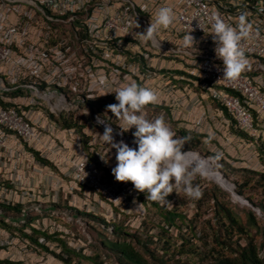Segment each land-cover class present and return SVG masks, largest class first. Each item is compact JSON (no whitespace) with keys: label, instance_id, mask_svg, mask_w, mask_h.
Wrapping results in <instances>:
<instances>
[{"label":"built area","instance_id":"obj_1","mask_svg":"<svg viewBox=\"0 0 264 264\" xmlns=\"http://www.w3.org/2000/svg\"><path fill=\"white\" fill-rule=\"evenodd\" d=\"M161 7L173 10L174 22L167 29L160 28L155 40H147L139 33L155 22ZM242 14L251 25L250 36L240 44L248 65L238 78H224L210 35L212 24L219 17L236 26ZM190 31L196 48L183 46ZM162 63L173 66L165 69ZM172 70L181 74L178 81L194 85L186 111L198 114L199 119L190 131L201 134L207 122L215 124L216 134V125L221 123V137L234 124L238 132L258 140L256 123L264 120V0H0V105L6 103L0 106V153L8 134L28 146L42 145L41 126L26 118L24 108H38L47 119L81 110L97 123L98 115L86 104L101 99L108 100L101 117L111 123L115 139L135 147L129 131L118 135L123 120L114 121L107 106L117 104L116 92L131 83L149 89L160 85L165 90L162 103L175 104L172 98L180 89ZM13 92H21L14 97L18 104L7 102ZM209 102L220 111H211ZM180 111L174 116L182 120ZM210 113H215L211 124L207 120ZM97 125L105 131L104 125ZM43 128L51 136L55 126L47 121ZM209 132H203L205 142ZM72 180L75 188L81 186L98 198L91 202L85 196L89 207L108 205L126 212L131 206L126 200L137 204L142 195L86 159L72 163ZM8 202L0 199V204L14 205ZM139 205L135 212L141 215L143 206ZM29 213L21 210L17 222L25 224Z\"/></svg>","mask_w":264,"mask_h":264},{"label":"rangeland","instance_id":"obj_2","mask_svg":"<svg viewBox=\"0 0 264 264\" xmlns=\"http://www.w3.org/2000/svg\"><path fill=\"white\" fill-rule=\"evenodd\" d=\"M164 60L167 62L171 59ZM162 66L166 69L172 68L173 65L162 63ZM147 74L152 76L151 71H148ZM171 76L177 78L181 74L178 75L175 70H172ZM184 77L186 78V76ZM178 80L177 78L175 81L177 87L180 83L183 86L187 83V81ZM174 103L166 107L167 116L162 118L166 117L168 119L165 123L174 133V138L180 142L182 150L198 153L203 161L211 158L209 164L212 172L219 173L223 180L225 179L231 185L235 194H237V191L242 192L244 198H252L256 206L264 202V185L257 183L255 178H252L248 173H240L241 169L251 172H264V158H261L257 145L254 143L255 140L244 137L242 133L235 129L234 124H231L226 131L227 140H224L218 132L222 130V125L218 122L215 134L217 139L215 141L200 142L199 139H196V136L192 137L191 132L186 128L176 129V125L180 124L181 120L177 119L174 113L176 110L186 109V106H183L179 99ZM208 107L211 111L216 109L217 112L221 109L217 104H210ZM172 108L175 110L170 114L168 110ZM172 116L177 121H173ZM144 117L150 121L160 118L156 112L148 113ZM183 124L187 125L186 122H183ZM134 131L133 128L129 133L133 135ZM186 133H188V137H186ZM218 139L221 141H218ZM260 139L261 137L258 141ZM185 143L187 145L195 144L197 147L194 148L193 145L186 146ZM189 154L191 153L186 155ZM190 165L196 167L194 164ZM101 169L105 170L104 168ZM214 181L203 172L195 177L193 184L199 187L201 191L199 198L189 197L182 188L174 187L173 193L167 197L170 204L153 202L146 198L145 193H142L139 197L137 204L127 199L126 202L131 206L124 210L128 214L127 216L120 214L121 217L115 220V223L122 224L127 233L147 234L155 242L152 248L167 250L168 258H172L175 249L182 246V241L178 239L184 238L186 248L191 246L200 248L201 242L199 240L209 244L208 248H210L214 235L223 232L225 227L230 226L227 220H224L220 225L215 222L216 207L213 199L216 197L221 204L232 211L234 217L241 224L244 233L240 237H236L238 243L242 246L251 242L256 247L258 256L264 262L263 215L257 214L258 208H251L245 201V203L234 201L231 194L220 183ZM128 184L133 186L131 182H128ZM139 204L143 206L141 215L135 212V206H140ZM117 209L120 208L114 210ZM162 210L164 212H174L176 216L183 214L184 218H176L174 225H169L163 218ZM52 211L54 210L47 207H40L38 211L35 210L34 212L30 211V216L25 219V224L11 220L13 214L8 211L5 212L7 217H4L3 224H0V264H93L86 258L93 257L98 251L95 247H98L95 243L97 234L95 229L87 224L89 221L81 220V218L74 217L61 210ZM249 211L254 213V222L248 221L247 214ZM138 217L140 219L135 220ZM29 224L33 228H30ZM130 224L132 227H129ZM31 230L36 232L32 234ZM108 238H111V236L108 235ZM65 249L70 253H65ZM193 250L189 249L188 253L196 252ZM194 254L189 253L187 256L192 258L191 256ZM192 259L195 260V258ZM104 262L115 264L109 258L104 259Z\"/></svg>","mask_w":264,"mask_h":264},{"label":"crops","instance_id":"obj_3","mask_svg":"<svg viewBox=\"0 0 264 264\" xmlns=\"http://www.w3.org/2000/svg\"><path fill=\"white\" fill-rule=\"evenodd\" d=\"M175 68L177 67L175 66ZM178 87L180 91H177L176 96L172 99L178 100L180 98L182 105L187 106V99L191 97L194 85L188 82L185 86L180 83ZM151 90L157 94L158 99L155 103L145 106V114L156 112L160 118L167 116V106L162 103L161 98L164 89L162 86L157 85L152 86ZM18 94H21V92L8 94L7 102L18 104L19 100L14 98ZM96 103L98 102L96 101ZM105 103L107 105L108 100ZM209 104L214 105L213 102H209ZM1 105L5 106L6 103ZM91 108L100 117L104 114L102 106ZM174 110L172 108L168 111L171 114ZM24 111L29 121L35 124L39 123L41 126L39 131L42 145L28 146L20 141H15L10 134L7 135V142L0 153V199L12 202L14 204L12 206H19L18 211L20 212L23 209L34 212L35 209L38 211L40 207H47L54 210L52 212H56L57 210L53 207L58 206L72 207L78 209V211L92 213L113 221L119 219L121 217L120 214L127 216L128 213L122 212L121 209L114 210L116 208H111L108 205H105V208L89 207L86 205L88 202H85L84 197L86 196L91 202H95L98 198L91 192L86 193L81 186L75 188L72 180V163L80 160L86 159L108 171H112V168L116 166L115 149L108 153L109 162L107 164L102 159L107 151V146L101 137L104 129L80 110L69 116H60L65 117L64 120L60 117H54L52 120H50L51 118L47 119L43 111L38 108L26 107ZM180 114L182 115V122L176 125L177 130L180 127L182 129L186 127V129L190 130L194 122L199 119L198 114L191 115L186 109H182ZM214 114L210 113L207 120H211ZM215 116H218L219 119L221 117L224 118L223 114H216ZM174 119L172 118L173 121H177V119ZM116 120L122 121V118L116 117L114 121ZM163 120L166 122L168 119L165 117ZM47 121L55 126L51 136H48L43 128ZM183 122H186L187 125H184ZM256 126L261 135L260 142L264 145V120H259ZM214 127V123L210 126L206 122L202 129L200 128L199 130L201 134L191 132V135L192 137L196 136V139H199L200 142H205L203 132L211 131L205 134L207 141H215L217 138L212 135L213 132L215 134ZM228 128H225L222 133L224 140H227L226 131ZM128 135L134 137L131 133H128ZM218 141L221 140L218 139ZM71 191L74 195L69 194ZM135 220L139 219L136 218ZM129 227H132V225L130 224Z\"/></svg>","mask_w":264,"mask_h":264},{"label":"clouds","instance_id":"obj_4","mask_svg":"<svg viewBox=\"0 0 264 264\" xmlns=\"http://www.w3.org/2000/svg\"><path fill=\"white\" fill-rule=\"evenodd\" d=\"M173 22V10L161 7L155 15V22H151L146 31L139 34L147 40H155L157 31L160 28L167 29ZM250 29L251 25L246 22L243 14L236 26L226 24L219 17L212 24L210 35L216 45L215 57L223 65L224 78H238L247 68L248 60L240 44L250 36ZM191 32L183 38L185 48H196L197 41ZM115 98L118 103L108 105L107 109L123 120V124L119 125L122 131L118 135L122 136L124 132L134 128L136 145L132 147L123 139L117 141L111 123L104 117H97V123L105 127L101 137L107 146L102 158L106 164L109 162L108 153L115 149L116 166L112 168L115 179L119 182H131L135 190L146 194L147 199L161 204H170L167 197L173 193L174 187L182 188L189 197L199 198L201 191L194 186L193 180L201 174L200 169L188 163L180 142L174 138V133L163 118L150 121L143 115L145 106L156 102L157 94L149 88L131 83L119 88ZM29 226L32 227L31 224Z\"/></svg>","mask_w":264,"mask_h":264},{"label":"trees","instance_id":"obj_5","mask_svg":"<svg viewBox=\"0 0 264 264\" xmlns=\"http://www.w3.org/2000/svg\"><path fill=\"white\" fill-rule=\"evenodd\" d=\"M96 101L98 103H96ZM96 101H89L86 105L89 107H104L106 105V100ZM0 106L3 107L2 105ZM60 118L64 120L65 117ZM51 119L53 118L51 117ZM188 136V133H186V137ZM244 137L249 139L248 136L244 135ZM254 142L257 145L261 158H264V145L258 140ZM185 145H193L194 148L197 147L195 144L187 145L185 143ZM240 173H248L252 178H255L257 183L264 185V172H251L241 169ZM236 195L240 196L241 199L243 198L251 208H258L257 214L263 215L264 217V202L256 206L252 198H244L242 192L237 191ZM213 200L215 201L216 207L215 222L220 225L224 220H227L230 226H228V228L225 227L223 232L214 235L210 248H208L209 244L203 243L202 240H199L201 242L200 248L195 246L186 248V241L184 238L178 239L182 241V246L181 248L175 249L172 258H168L167 250L152 248L155 242H153L147 234L141 235L136 232L132 234L127 233L122 224H117L112 219L103 218L92 213L79 212L71 207L54 206L53 208L69 213L74 217L81 218V220H88L89 222H87V224L95 229V233L97 234L95 243L98 245V247H95L98 251H96L93 257L86 258V260L91 261L93 264H107L104 262L106 258H109L111 262L115 264H264L263 260L258 256L256 247L251 242L242 246L238 243L236 237H240L244 231L241 224L234 217L232 211L221 204L216 197H214ZM19 208V206L0 204V224H3L4 217H7L6 211L13 214L11 220L19 221ZM162 209L164 210V208ZM162 215L169 225H174L176 218H184L183 214H177L178 216H176L174 212L167 211H163ZM247 215L248 221H255L253 212L249 211ZM30 228L32 227L30 226ZM35 232V230H31L32 234ZM108 235H110L111 238H108ZM44 236L46 235L44 234ZM189 249H194L193 251H196L189 252L195 253L192 256L190 255L192 258H195V260L188 258ZM65 253L70 252L65 249Z\"/></svg>","mask_w":264,"mask_h":264},{"label":"bare ground","instance_id":"obj_6","mask_svg":"<svg viewBox=\"0 0 264 264\" xmlns=\"http://www.w3.org/2000/svg\"><path fill=\"white\" fill-rule=\"evenodd\" d=\"M186 160L189 164H194L196 167L200 169L201 172L205 173L209 178L214 179L218 183L221 184V186L231 194L234 201H240L241 203H245L244 200H242L240 197H238L236 194H233V189L231 188V185L227 183L225 180H223V177L218 173H213L211 166L207 160L203 161L199 155L196 154H189L186 155ZM214 181V182H215Z\"/></svg>","mask_w":264,"mask_h":264},{"label":"water","instance_id":"obj_7","mask_svg":"<svg viewBox=\"0 0 264 264\" xmlns=\"http://www.w3.org/2000/svg\"><path fill=\"white\" fill-rule=\"evenodd\" d=\"M232 188V187H231ZM239 197V196H238Z\"/></svg>","mask_w":264,"mask_h":264}]
</instances>
